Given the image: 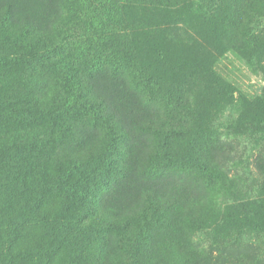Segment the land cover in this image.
I'll return each mask as SVG.
<instances>
[{"label": "rangeland", "instance_id": "374dc122", "mask_svg": "<svg viewBox=\"0 0 264 264\" xmlns=\"http://www.w3.org/2000/svg\"><path fill=\"white\" fill-rule=\"evenodd\" d=\"M70 50L111 121L61 104ZM0 87V264H264V0H0Z\"/></svg>", "mask_w": 264, "mask_h": 264}, {"label": "trees", "instance_id": "16d2710c", "mask_svg": "<svg viewBox=\"0 0 264 264\" xmlns=\"http://www.w3.org/2000/svg\"><path fill=\"white\" fill-rule=\"evenodd\" d=\"M199 13L205 18V14L199 11ZM100 42V43H98ZM97 42V48H101L108 53L113 48L115 51H119V47L123 46V50L125 53L124 62L127 66H136L139 64V59L136 55L134 47L127 46L123 41L120 40L119 36H114L111 33L106 34L103 37H100L99 41ZM114 46H116L114 48ZM68 55V58L65 60V57ZM66 56L59 57L53 64L47 66L49 71H53L55 74L59 76L61 79V84L59 86L62 87V91L66 94H70L69 98L61 99L62 105H71V106H80L82 110H89L90 113L96 114L98 117H101L107 121H111L112 118L110 116L99 115L98 113H105V104L101 101H96L97 96L93 93L91 80L93 78L92 74L87 70L81 68L82 64V56H76V52L69 51ZM98 61V60H97ZM97 61H89L90 66H93ZM88 69V68H86ZM27 75H33V73L43 74V61L36 63L33 65H27L26 69ZM1 88V87H0ZM4 86L2 88V92L4 91ZM167 91V89H166ZM26 92V89H25ZM2 98V97H0ZM95 100L93 105H89V100ZM34 103L32 105H28V102L25 100H21L20 102L23 103L24 109L26 108H35L43 110V96L41 94L35 95L33 99ZM2 107V103L0 102V108ZM148 122L145 120H140L137 122L138 126L144 127H153L154 123L152 122L153 118L147 116ZM145 118V119H146ZM152 199L155 200V204L162 208H172L176 212L184 215H193L196 213H201L200 204L192 202V201H184V200H177L171 196H158L152 194L150 191L145 192L142 195V202H150ZM43 214H33V221L43 226Z\"/></svg>", "mask_w": 264, "mask_h": 264}]
</instances>
